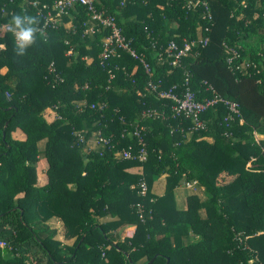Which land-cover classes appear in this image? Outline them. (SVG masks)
<instances>
[{
    "label": "trees",
    "instance_id": "trees-1",
    "mask_svg": "<svg viewBox=\"0 0 264 264\" xmlns=\"http://www.w3.org/2000/svg\"><path fill=\"white\" fill-rule=\"evenodd\" d=\"M37 1L51 8L56 0ZM201 1L210 20L201 7L188 10L187 0H93L144 56L149 76L125 51L101 67L109 33L86 7L75 5L53 28L43 27L23 0H0V239L8 242L0 264H264V0ZM25 12L38 17L33 27L41 32L18 56L4 27ZM170 41L195 42L180 66L166 58ZM244 62L249 68H241ZM186 72L198 100L236 102L240 115L226 123L229 110L218 103L202 115L203 130L188 131L190 121L172 118V102L147 86L161 81L162 89L180 91ZM147 109L158 116L143 117ZM136 125L144 128L142 164L91 144L100 131L117 149L136 150L130 135ZM18 130L25 139L14 136ZM40 161L48 178L43 187L36 186ZM138 169L144 198L136 188L140 174L131 172ZM224 173L233 179L221 183ZM161 176L165 191L157 197L151 189ZM188 182L203 187L204 196L189 197L181 211L174 190ZM107 215L116 220L98 222ZM52 218L71 245L58 241L55 229L39 228ZM123 225L136 229L121 240L111 232Z\"/></svg>",
    "mask_w": 264,
    "mask_h": 264
},
{
    "label": "built area",
    "instance_id": "built-area-1",
    "mask_svg": "<svg viewBox=\"0 0 264 264\" xmlns=\"http://www.w3.org/2000/svg\"><path fill=\"white\" fill-rule=\"evenodd\" d=\"M27 5L36 9L37 15H39L43 19V27L48 26L52 23V27L58 24V19L61 15L67 14V12L72 9L75 5H81L87 8V10L91 13V19L96 23L97 26H100L102 29L108 30L109 35L105 38L102 51L99 55L100 65L101 67L108 66V62L115 56H118L119 51L127 52L134 60L138 61L144 72L151 76V70L149 64L146 62L144 56L142 54H137L130 46V42L125 38L122 33L121 28L117 25L116 20L111 15H104L103 13H98L95 11L93 6V0H56L52 7H48L47 5H40L37 0H23ZM143 1V0H142ZM186 7L188 10H196L198 7H201L203 11V18L207 20L211 19V16L208 12V6L206 2L201 0H187ZM52 12H54L52 15ZM7 29V28H6ZM209 28L206 27L205 31L208 32ZM87 33H93L94 27H90L86 31ZM207 38L199 39V43L205 44ZM194 41L192 42H184L182 47H179L176 42L170 41L166 47V58L169 60V64L172 66H180L181 61L184 57L190 54L192 51ZM227 52L231 54L232 58H238L239 55L235 50L228 49ZM229 62L231 59L228 60ZM250 63L244 62L241 65V68L247 69L249 68ZM49 72L53 73V65H50ZM110 72V71H109ZM114 76L110 73V79ZM148 88L156 94V96L160 99L169 100L172 102L171 111L172 118L174 119H185L190 121V126L188 127V131L194 132L198 130H203L205 128V123L202 120V115L210 108L214 107L218 103H223L227 109L229 110L230 115L224 119L226 123H228L229 119H232V116H239V106L236 102L228 101L222 98H218L214 96L213 98H204L198 100L196 94L192 91L190 87V76L189 73H185V78L183 85L179 88L177 85H172L167 89H162L161 81L153 82L152 80L148 81ZM106 107L105 104H99L98 109L103 110ZM91 109H96L97 105L91 104ZM143 117H152L158 116V112L156 110L147 109L142 113ZM120 121L123 122V119L120 118ZM224 122V123H225ZM228 126V125H227ZM130 135L136 138L137 143L139 145L138 149H134L132 146H128L126 148L117 149L116 145L112 143V141L101 134L100 131L96 133L91 141V144L98 147L100 150L109 151L115 157H119L123 160L136 161L140 164L144 163L147 159V150L146 144L144 141V128L143 126L136 125L134 129L130 132ZM77 138L80 143H83V136L77 133ZM102 155V152H100ZM195 183H186V187L191 188ZM138 194L140 197L144 198L147 194L148 188L147 184L143 178L142 173H140V179L136 185ZM136 209L138 213V217L141 222L145 220V213L143 205L140 203L136 204ZM8 247V242L0 239V248Z\"/></svg>",
    "mask_w": 264,
    "mask_h": 264
},
{
    "label": "crops",
    "instance_id": "crops-1",
    "mask_svg": "<svg viewBox=\"0 0 264 264\" xmlns=\"http://www.w3.org/2000/svg\"><path fill=\"white\" fill-rule=\"evenodd\" d=\"M57 22H58V24H60L61 19L59 18ZM65 26L68 28L70 26V23L65 24ZM4 29L7 30L6 27H4ZM2 31H3V29H2ZM88 33H90V32H88ZM2 48H3V46L0 45V49H2ZM87 62H90V60H88ZM4 72H5V70H4ZM43 144H44V141H41L39 143V146L42 147ZM140 170H142V169L134 170L131 172H133L135 174H137V173L140 174L143 172V171L140 172ZM47 182H48V178H47V175L45 173L41 174V175H37V177H36V186L37 187H43L47 184ZM165 183H166L165 176H161L157 181H155L153 183L152 189H151L152 194H154L157 197H161L165 191ZM190 183H195V182H190ZM197 187H198V185H196V183L193 184V187H192V188H195V190L192 188H188V187H186V184H183L174 190L175 202H176V206L179 210H181V211L186 210L188 198L191 197L190 195L195 194V193H197V194L199 193L203 196V192H204L203 187H198V188ZM179 196H180V198H179ZM115 220H116V218H113L110 215L98 218L99 223H109V222H112ZM45 225L48 226V228L51 230L56 229V231H57L56 239L58 241L62 242L63 244H67V245H71L73 243V240L67 241L64 239V237H63L64 228H63L62 222L59 219L52 218L49 221H47L45 223ZM135 229H136L135 225H123V226H120L119 228H117L116 230L112 231L111 234L114 237L122 240L124 238L132 237L134 232H135Z\"/></svg>",
    "mask_w": 264,
    "mask_h": 264
},
{
    "label": "clouds",
    "instance_id": "clouds-1",
    "mask_svg": "<svg viewBox=\"0 0 264 264\" xmlns=\"http://www.w3.org/2000/svg\"><path fill=\"white\" fill-rule=\"evenodd\" d=\"M37 23L38 17L28 15L26 12L23 15H12L6 28L12 35L16 55H25L27 49L34 44L37 33L41 32V28L33 27Z\"/></svg>",
    "mask_w": 264,
    "mask_h": 264
},
{
    "label": "rangeland",
    "instance_id": "rangeland-1",
    "mask_svg": "<svg viewBox=\"0 0 264 264\" xmlns=\"http://www.w3.org/2000/svg\"><path fill=\"white\" fill-rule=\"evenodd\" d=\"M2 72H4V70H2ZM16 135H14V136H16L17 138H23V139H25V134L21 131V130H18V131H16V133H15ZM257 139H260V137H258L257 136ZM92 141V140H91ZM250 165H251V163H248L247 164V168L248 167H250ZM43 166H45L44 165V162L43 161H40L39 162V166H38V169H37V175H41V174H44V172L42 171V167ZM140 172H142V170H140ZM231 179H233V177H232V174H230V173H224L222 176H221V178H220V182L221 183H225V182H228V181H230ZM192 187H193V185H192ZM191 187V188H192ZM198 188V187H197ZM192 189H194L195 190V188H192ZM193 196H196L197 198H200V199H202L203 198V196L201 195V194H197V193H195V194H192ZM192 195H190V196H192ZM179 198H180V196H179ZM40 226H39V228H42L43 230H47L48 231V227L46 226V225H41V224H39ZM45 227H47V228H45ZM56 230V229H55ZM191 238H192V240H195V235L194 236H191ZM4 240H6L5 238H4Z\"/></svg>",
    "mask_w": 264,
    "mask_h": 264
},
{
    "label": "water",
    "instance_id": "water-1",
    "mask_svg": "<svg viewBox=\"0 0 264 264\" xmlns=\"http://www.w3.org/2000/svg\"><path fill=\"white\" fill-rule=\"evenodd\" d=\"M153 260H154V258H153L149 263H151ZM167 262H168V261H167Z\"/></svg>",
    "mask_w": 264,
    "mask_h": 264
}]
</instances>
